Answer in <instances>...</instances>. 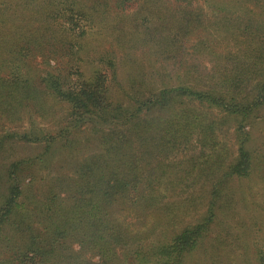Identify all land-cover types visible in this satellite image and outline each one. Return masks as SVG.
<instances>
[{
	"label": "trees",
	"instance_id": "trees-1",
	"mask_svg": "<svg viewBox=\"0 0 264 264\" xmlns=\"http://www.w3.org/2000/svg\"><path fill=\"white\" fill-rule=\"evenodd\" d=\"M120 2L124 0H117L116 4ZM0 12H3L0 28L4 30L0 38V49L3 47L0 73L6 72L0 76V85L34 89L33 71L25 60L40 55L48 64L55 58L57 63L42 77L45 85L42 102L51 97L67 104L65 126L58 133L66 137L63 147L73 149L67 127L81 130L84 124L99 133V142L102 141L100 148L80 159V153L65 164L67 158L59 159L60 167L72 168L69 173L57 176L47 173L48 181L40 180L45 188L32 189L30 197L20 187L19 172L23 165L20 166L21 162L11 165L8 193L0 196V264H183L214 220L215 195L196 223L186 224L169 237L150 239L146 250L138 249L135 255L125 253L126 260L119 261L115 251L141 237V231L131 227L129 216L160 213L153 220L155 227H159L165 217L174 222L184 212V200L175 204L159 202V197L146 193L158 177H149L150 173L142 171L139 162L143 154L138 153V147L144 145L152 153L172 141L185 142L190 124L160 128L154 120H143L141 115L171 109L174 102L185 97L220 112L226 119L231 118L239 129L258 116L256 112L264 104V83H257L248 91L250 94H240L244 87L240 83L241 73L224 69L218 81L209 86L165 82L149 85L142 67L132 61L126 83H116L115 93L107 74L112 69L113 81L119 82L115 56L113 50L102 47L103 30L118 28L116 39L120 45L143 40L154 42L170 54L177 47L170 42L185 36L182 24L172 25L171 32L159 38L152 27L139 31L140 23L134 24V30H125L122 21L119 24L98 20L83 5L78 6V0H1ZM144 14H149L145 17L149 23L157 11L150 13L147 7L141 8L137 18ZM196 17L177 21L191 25ZM41 130L31 140L47 137L49 150L52 135L40 134ZM244 139L240 141L237 158L226 169L231 176L243 177L250 172L251 156ZM52 152L55 157L57 151ZM61 156L58 153L57 157ZM33 163L34 160L28 162L30 171L34 169ZM220 182L218 179L217 183ZM75 243L77 249L73 247ZM93 255L99 256V263L91 261ZM257 264H264L262 247L257 251Z\"/></svg>",
	"mask_w": 264,
	"mask_h": 264
},
{
	"label": "rangeland",
	"instance_id": "rangeland-1",
	"mask_svg": "<svg viewBox=\"0 0 264 264\" xmlns=\"http://www.w3.org/2000/svg\"><path fill=\"white\" fill-rule=\"evenodd\" d=\"M150 1L146 4V0H124L125 3L116 4L117 0H78V6L83 5L98 20L119 24L122 21L125 30H134V24L140 23L139 31L149 26L155 37L160 38L171 32L172 25L184 27L181 32L185 36L170 42L177 46L170 54L154 42L143 40L120 45L116 39L118 28L104 29L102 47L113 50L115 56L119 82L113 81L112 69L107 72L115 93L116 83H126L132 61L142 67L141 72L149 85L165 82L209 86L218 81L219 73L224 69L241 73L240 83L244 87L240 94H250L248 91L257 83H264V0ZM146 7L150 13L157 11V15H150L149 23L145 20L149 14L137 18V12ZM194 15L197 17L191 25L177 21H188L187 17ZM3 33L1 27L0 38ZM43 59L39 55L25 60L33 71L34 89L0 85V196L8 193V172L13 163L23 165L19 172L20 187L24 195L29 196L31 191L45 188L40 182L42 178L48 181V176L69 173L72 168L60 167L59 159L63 156L67 158L65 164L70 159L74 161L73 155L80 153V159L102 145L100 134L84 124L81 130L67 127L73 149L68 151L69 148L63 147L66 137L62 138L58 133L65 126L67 104L51 97L42 102L45 88L42 77L58 60L51 58L46 64ZM232 64V68H226ZM5 73L1 72L0 76ZM171 107L148 115L143 112L141 116L143 120H154L160 128L190 124L188 138L185 142L172 141L152 153L146 151L144 145L139 146L138 153L143 154L139 163L144 173H150L149 177H158L146 193L159 197V202L175 204L184 200L183 215L174 222L165 217L159 227H155L153 220L160 213L129 216L131 227L140 230L141 237L124 249L115 248L119 261L126 260V254L135 255L138 249L146 250L150 239L169 237L186 224L196 223L215 195L214 220L196 248L186 255L183 264H213V261L217 264H257V251L259 247L264 248V104L259 106L258 116L244 122L239 129L235 128L236 122L231 118L226 119L220 112L207 109L197 100L182 97ZM39 130L42 131L40 134L52 135L49 150L47 137L31 140ZM243 137L250 152L251 169L246 176H231L226 169L237 158ZM161 148H164L162 152ZM53 150L62 156L52 157ZM39 156L42 159L39 160ZM32 160L34 169L30 171L27 166ZM218 179H221L220 183H217ZM73 247L77 249L78 245L75 243ZM90 258L99 263L98 255Z\"/></svg>",
	"mask_w": 264,
	"mask_h": 264
}]
</instances>
